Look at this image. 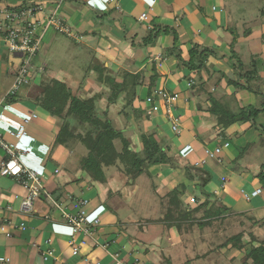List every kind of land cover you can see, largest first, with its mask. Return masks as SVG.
I'll use <instances>...</instances> for the list:
<instances>
[{"label": "crops", "instance_id": "obj_1", "mask_svg": "<svg viewBox=\"0 0 264 264\" xmlns=\"http://www.w3.org/2000/svg\"><path fill=\"white\" fill-rule=\"evenodd\" d=\"M23 2L43 3L47 12L58 5L59 16L70 33L39 26L41 47L33 61L44 71L21 87V98L15 101L3 99L15 72L8 65L9 58L5 60L0 52V131L24 151L21 163L39 173L46 190L32 211L23 212L19 204L25 189L15 177L0 176V264H240L245 249L228 246L214 252L209 243L211 237L218 240L227 234L225 229L231 227L232 218L248 223L247 215L258 220L264 217V183L256 177L264 173V133L249 126V122L223 128L208 107L209 96L232 109L257 102L254 94L231 83L237 80L232 68L234 54L246 70L252 68V59L258 60L264 90V0H121V10H117L120 20L112 25L102 23L99 16V12L111 8L107 0H64L59 4L56 0H0V8ZM143 12L147 19L140 20ZM46 14H39V19ZM152 24L174 29L176 46L184 60L194 46L212 48L218 55L208 57L206 68L189 71L178 65L174 55H167L170 34L162 33L153 47H136L132 36L143 34ZM90 52L109 75L119 80L124 71L149 76L155 62L158 77L154 89L178 94L174 113L179 116V133L172 131L161 107L139 121L135 115L127 119L118 113L124 103L121 97L108 105L109 89L89 67ZM50 78L65 82L82 99L99 94V113L109 112L114 126L123 131L133 150L141 147V130L156 131L167 155L177 158L180 166H151L150 178L142 174L131 180L113 165L104 169V182L93 181L80 167L84 156L83 151L79 152L81 144L51 147L59 119L34 103L42 91L41 82ZM138 94L143 99L149 95L148 88L139 87ZM26 118V135L15 139L13 132ZM256 122L264 128V112ZM114 143L118 149L119 141ZM244 146L250 147L245 157L246 151L241 150ZM216 147L220 152L208 157L206 148ZM4 157L0 150V161ZM184 161L209 171L211 180L205 190L237 213L225 219L218 232L216 225L201 228L196 222L186 223L180 232L175 224L160 220L168 191L184 183L187 191L181 197L183 201L193 196L190 189L197 181L184 176ZM257 188L261 192L246 199L244 194ZM80 200H87L83 209L88 223L95 219L98 223L90 225L87 232L73 234L62 212H77L75 205ZM70 240L78 247L76 254L72 253ZM47 248H52L53 254L44 260L42 252Z\"/></svg>", "mask_w": 264, "mask_h": 264}, {"label": "trees", "instance_id": "obj_2", "mask_svg": "<svg viewBox=\"0 0 264 264\" xmlns=\"http://www.w3.org/2000/svg\"><path fill=\"white\" fill-rule=\"evenodd\" d=\"M23 2L20 5H27ZM264 12V11H263ZM102 23L107 21L110 25L115 20H120L117 15V9L111 7L107 11L99 12ZM125 34L124 30H122ZM170 34L171 44L166 48L167 55H174L178 59V65L184 66L189 71H199L206 68V62L209 56H216L217 52L206 46H194L189 50V58L182 59L180 50L176 46L177 35L173 28L162 25L152 24L146 31L132 36V42L137 47L147 48L157 44L159 36ZM264 43V34L262 36ZM90 68L98 73L97 80L105 84L109 89L107 98L108 105L117 102L120 96L124 98V104L120 107L118 113L123 117L130 119L135 115L139 121L146 117V103L140 99L138 88L146 86L149 94L154 91V86L158 74L155 69V62L152 64V73L145 76L143 72L124 71L121 73V79L109 75L107 68L98 61L93 52ZM218 55V54H217ZM232 68L237 74V80L232 81V85L237 89H245L256 96V104L237 105L232 109L228 104H223L216 97L209 96L210 105L208 111L215 116L217 124L223 128L237 123L249 122L254 128H259L264 133V128L257 124L256 119L264 112V90L262 89L261 77L258 73V63L254 58L251 60L249 70L244 69L242 61L234 54ZM231 57V58H232ZM14 72V70H13ZM15 74V73H14ZM42 91L34 99V103L50 113V115L59 119V127L52 141L51 147L56 145L73 146L81 144L87 149V153L80 159V167L86 171L93 181L104 182L106 167L116 165L119 171L123 172L128 179L134 180L142 173L149 174L151 166L168 164L170 167L180 166L177 158L167 155V148L156 131H140L141 147L135 151L130 147V141L124 136L123 131L117 129L105 110L99 113L97 100L99 94L88 98L77 97L72 89L55 78L41 82ZM19 91L10 95L8 101H15L21 96ZM82 125V126H79ZM83 125H86L83 127ZM79 127V128H77ZM115 140H118L120 147L117 149ZM181 168L184 176L189 181H197L193 185L191 193L196 202L185 203L181 198L185 195L187 187L184 183L178 184L175 188L165 194L166 206H163V213L160 220L168 225L175 224L177 229L182 232L186 228V223H197L201 228L206 226L215 227L216 232L223 226V221L237 215L231 208L220 204L217 196L208 193L205 186L211 180L209 171L188 161H184ZM150 175V174H149ZM259 181L264 183V173L256 175ZM239 215V213H238ZM244 215V214H243ZM249 226L233 234H223L214 240L211 237L212 248L214 252L223 249H245V254L240 264H264V238L259 237L251 225H264V218L254 220L248 217ZM240 223H243L240 221ZM217 241V242H216Z\"/></svg>", "mask_w": 264, "mask_h": 264}, {"label": "built area", "instance_id": "obj_3", "mask_svg": "<svg viewBox=\"0 0 264 264\" xmlns=\"http://www.w3.org/2000/svg\"><path fill=\"white\" fill-rule=\"evenodd\" d=\"M58 4L64 0H56ZM113 4L115 9L121 10V0H108ZM51 12H47V9L43 3L29 2L27 5L17 6H4L0 8V41L8 50V65L12 67L15 72V78L11 85L6 89L3 95L9 97L20 91L24 84H29L33 81V78L44 71V68L36 64L33 60L37 56V53L41 47L42 35L37 31L39 26L48 27L52 26L61 33L69 34V29L66 24L63 23L58 13V5L54 6ZM46 14L45 17L40 20L39 14ZM140 20L147 19L146 12L139 15ZM146 107V114H153L159 107L164 111L168 121L170 122L171 129L175 133H179V116L175 112V104L178 99L176 92H169L163 88H156L154 91L146 95L144 98ZM28 118L18 126L13 132L15 139H20L26 135V123ZM226 142L224 146H227ZM0 150L4 152L5 157L0 161V176H13L20 185L25 189L26 194L20 200L19 209L23 212H30L34 208L35 201L45 193L42 179L39 173L21 163V156L24 153L19 149L15 142L8 141L4 133L0 131ZM208 157H214L220 152V148L214 149L206 148L205 150ZM261 192V188H257L252 193L244 194L246 199L251 198ZM188 202L195 203L196 200L192 196L188 198ZM87 200H80L75 205L78 207L77 212L69 213L62 212L66 224L71 228L73 234L78 232H87L90 229V225H95L98 220L95 219L93 223L89 224L87 221L86 212L83 209ZM55 205L60 208L56 203ZM23 227V225L21 224ZM9 235V233H7ZM50 243V240H47ZM69 244L72 245V253L78 252V247L74 245L70 240ZM53 249L47 248L42 252L43 259L46 260L52 256ZM97 264V262H95Z\"/></svg>", "mask_w": 264, "mask_h": 264}, {"label": "rangeland", "instance_id": "obj_4", "mask_svg": "<svg viewBox=\"0 0 264 264\" xmlns=\"http://www.w3.org/2000/svg\"><path fill=\"white\" fill-rule=\"evenodd\" d=\"M107 2L111 5V7H114L113 6V4L112 3H110L108 0H107ZM264 14V13H263ZM56 30V29H55ZM57 31V30H56ZM58 33H60L59 31H57ZM5 46H6V44H5ZM0 52L2 53V55L4 54V56H5V60H7L8 59V50H7V48L6 47H4V46H2V47H0ZM257 62H258V60H257ZM122 99H123V102H124V98H123V96H120ZM124 104V103H123ZM123 106V105H122ZM146 107H147V104H146ZM162 113H163V115H165V113H164V111L162 110ZM152 115V114H151ZM151 115H149V116H151ZM165 117H166V115H165ZM257 120V119H256ZM82 126V125H81ZM86 125H83V127H85ZM118 141V140H117ZM120 145V144H119ZM245 148V146L241 149L242 151H246V153H245V155H244V157L247 155V152H248V149L250 148L249 146L248 147H246V149H244ZM84 152V155L87 153V149L83 146V145H81V149L79 150V152L81 153V152ZM240 154V153H239ZM238 158V157H237ZM72 161H76L74 158L72 159ZM148 170H150V169H148ZM142 174H144V176L146 175L147 177H149L150 178V176H149V174L147 173V172H145V173H142ZM141 174V175H142ZM143 176V177H144ZM151 182H154L153 181V178H152V176H151ZM153 186V185H152ZM192 190L190 189V192H191ZM250 195V194H249ZM251 197H253V196H251ZM186 203H188V202H186ZM247 217H251L252 218V216H250V215H247ZM264 218V217H263ZM263 218H261V219H263ZM253 219L254 220H258V219H256V218H254L253 217ZM261 219H259V220H261ZM240 220L241 219H237V218H232L231 219V223H232V225H231V227H229L228 226V228H226L225 229V232L227 233V234H232V233H235V232H237V231H240V230H242V225L240 224ZM247 220H248V218H247ZM249 221V220H248ZM244 223V225L247 227V226H249V224H250V222H243ZM230 224V223H229ZM250 227H252L251 229H254L255 228V231H256V233H257V235L259 236V237H262V238H264V225H261V226H255V227H253V225H251ZM210 230V229H209ZM208 230V231H209ZM200 231V230H199ZM205 232H206V230H205ZM211 232H212V230H210L209 231V233H210V235H211ZM207 233V232H206ZM208 234V233H207ZM225 234V233H224ZM209 234L207 235V236H210ZM215 240V239H214ZM217 242V241H216ZM210 245H211V248L213 247L212 246V242H211V240H210V243H209ZM221 255V254H220ZM219 254H217L216 256H218V257H221Z\"/></svg>", "mask_w": 264, "mask_h": 264}]
</instances>
